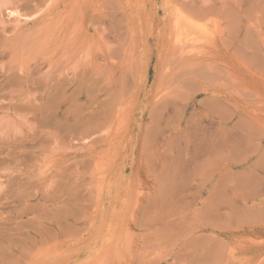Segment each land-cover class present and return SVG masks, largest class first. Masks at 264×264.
Listing matches in <instances>:
<instances>
[{"label":"rangeland","instance_id":"374dc122","mask_svg":"<svg viewBox=\"0 0 264 264\" xmlns=\"http://www.w3.org/2000/svg\"><path fill=\"white\" fill-rule=\"evenodd\" d=\"M0 264H264V0H0Z\"/></svg>","mask_w":264,"mask_h":264},{"label":"bare ground","instance_id":"6f19581e","mask_svg":"<svg viewBox=\"0 0 264 264\" xmlns=\"http://www.w3.org/2000/svg\"><path fill=\"white\" fill-rule=\"evenodd\" d=\"M19 16H20V17H24V16H22V15H19ZM20 17H19V19H20ZM25 18H26V16L24 17V19H25ZM24 19H23V20H24ZM20 21H21V20H20ZM205 33H206V32H205ZM1 262H2V261H1Z\"/></svg>","mask_w":264,"mask_h":264}]
</instances>
